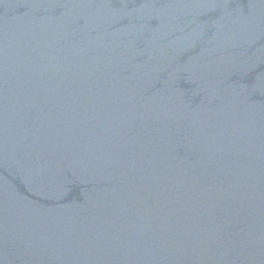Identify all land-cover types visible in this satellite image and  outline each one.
<instances>
[{
  "label": "water",
  "instance_id": "water-1",
  "mask_svg": "<svg viewBox=\"0 0 264 264\" xmlns=\"http://www.w3.org/2000/svg\"><path fill=\"white\" fill-rule=\"evenodd\" d=\"M0 264H264V0H0Z\"/></svg>",
  "mask_w": 264,
  "mask_h": 264
}]
</instances>
